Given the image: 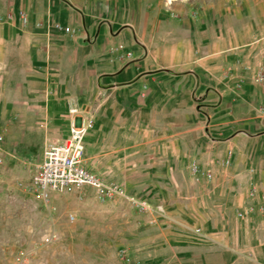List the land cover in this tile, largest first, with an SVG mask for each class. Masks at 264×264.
I'll return each mask as SVG.
<instances>
[{"label": "rangeland", "instance_id": "374dc122", "mask_svg": "<svg viewBox=\"0 0 264 264\" xmlns=\"http://www.w3.org/2000/svg\"><path fill=\"white\" fill-rule=\"evenodd\" d=\"M37 1L5 0L19 6L27 18L22 23L17 11L18 20L12 15L7 22L3 8L0 24H8L6 35L35 38L41 30L49 35L54 32V21L72 24L73 33L82 31L75 24L100 21L195 24L199 36L205 37L204 45L215 40L217 55L227 64L238 66L239 62L240 66L244 55L256 53L264 34V0H173L169 5L166 0H53L51 14L45 9L40 16L35 11ZM168 43H174L172 37ZM10 49L14 50L12 57L0 64V264H187L188 258L192 263L191 246L204 243V231L212 223L214 202L209 191L218 167H227L226 177L231 180H236L245 167L252 176L250 181H254L255 165L264 167V140L256 141V135L264 129L253 130L247 146L243 123L223 124L224 117L236 121L244 110L221 106L213 114L208 105L222 101L220 94L192 92L185 99L188 108L182 124L173 121L181 110L167 108L170 103L164 101L160 103L162 107L150 110L148 136L134 140L129 137L133 134L134 113L112 96L100 100L97 91L84 87L79 91L83 103L90 107L89 117L103 107L108 122L88 141L84 137L87 157H94L100 175L122 186L125 193L99 200L87 187L68 186L61 192L36 197L25 188L32 170L31 157H11L4 152L2 143V117L8 114L4 102L21 93L30 97L37 93L38 78L31 70V58L15 55L16 45ZM75 113L76 108L71 114ZM209 113L216 117L211 126L206 121ZM190 114L201 119L197 131ZM93 124L92 118L90 132L95 128ZM180 129L186 131L178 133ZM163 135L170 137L164 141ZM183 135L207 139L210 152L184 158L169 155L177 149L168 140ZM245 149L254 150L251 157H246ZM143 151L152 155H136ZM136 161L141 165L134 166ZM141 197L151 202L149 212L135 207L134 201ZM233 211L237 217L238 212ZM181 212L186 214L184 221L180 219ZM180 247L186 251H179Z\"/></svg>", "mask_w": 264, "mask_h": 264}, {"label": "crops", "instance_id": "0c3cea01", "mask_svg": "<svg viewBox=\"0 0 264 264\" xmlns=\"http://www.w3.org/2000/svg\"><path fill=\"white\" fill-rule=\"evenodd\" d=\"M54 3L53 0H38L36 14L40 16L45 9L51 14ZM3 8L9 19L7 22L12 20V15L18 20L19 6L0 0V12ZM45 25L49 26L42 24V27ZM64 25L71 27L72 24ZM75 25L82 27V31L71 34L54 31L47 35L41 30L31 38L27 34L8 36V24H0V64L10 60V54L14 52L10 46L16 45L15 55H25V60L31 58V70L38 78L34 96L21 93L4 102L8 114L2 117L5 125L2 143L9 156L31 157L33 166L39 161L45 144L64 137L72 121L75 125L87 120L91 124L92 118L95 121V128L90 132L89 127L84 135L87 137L85 142L103 124L107 125L103 107L89 117L90 107L82 100L84 87L97 91L100 100L112 96L115 102L134 113L133 134L129 135L134 140L148 136V126L152 125L150 110L155 106L162 107L160 103L164 101L170 103L167 108L181 110L173 121L182 124L184 110L188 108L185 99L192 92L199 95L206 91L208 96L220 94L222 101L208 105L213 114L221 106L244 110L240 119L230 121L227 116L223 124L243 123L247 146L254 136L251 134L253 130L264 129V113L257 111L258 107L264 106V34L256 53L244 55V60H240V66H244L242 69L239 62L238 66H232L217 55L215 40L205 44L207 49L203 48L205 37L199 36L195 24H112L100 21V24ZM169 29L176 31L169 32ZM170 37L174 41L171 45L168 43ZM118 44L122 49H116ZM126 50L131 52L128 58L124 57ZM258 68L263 74L261 84L254 82ZM77 92L82 95L80 101ZM72 107L76 108L75 114L69 112ZM212 113L206 118L208 126L216 121ZM189 118L195 122L194 131H197L201 119L191 114ZM182 129L177 132L183 134L186 130ZM84 137L83 161L100 175L94 157H87ZM168 137L163 135L162 138L165 141ZM256 137V141L264 140V132ZM169 142L177 149L169 155L182 158L205 155L211 148L207 139L200 137L189 139L183 135ZM253 151L245 149L244 153L249 158ZM136 155L152 154L143 151ZM136 162L134 166L141 165V161ZM226 168L218 167L210 186L214 211L211 212L212 223L204 231L206 239L204 243L191 246L192 263L188 258L187 264H264V167L255 165L254 181H250L252 176L245 167L236 180L226 177ZM140 199L148 206L151 203L146 197ZM233 210L241 212L242 216L235 217ZM181 214L180 219L184 221L186 214ZM179 251L186 250L180 247Z\"/></svg>", "mask_w": 264, "mask_h": 264}, {"label": "built area", "instance_id": "2783aa9c", "mask_svg": "<svg viewBox=\"0 0 264 264\" xmlns=\"http://www.w3.org/2000/svg\"><path fill=\"white\" fill-rule=\"evenodd\" d=\"M167 5L170 1L166 0ZM172 15V12H170ZM18 17L22 23L26 22L25 14L19 10ZM54 31H60L63 34H71L72 29L69 25H61L59 22L52 23ZM122 49V45H118ZM131 52L126 50L124 57H130ZM263 81L262 69L258 68L254 74V82L261 84ZM75 109H70L74 113ZM257 111L264 113V106L258 107ZM90 121L80 122L75 125L72 121L67 134L64 137L56 138L47 142L42 150L41 157L33 166L26 182V190L36 197H45L51 192H61L68 186L75 188L87 187L93 190L99 200L111 198L114 194L123 195L122 186L111 182L109 179L94 173L83 161L84 148L83 137L90 127ZM227 158L224 162L227 163ZM135 207L140 212H149V206L144 200H135ZM242 216L241 212L237 213ZM50 236L45 237V241Z\"/></svg>", "mask_w": 264, "mask_h": 264}]
</instances>
